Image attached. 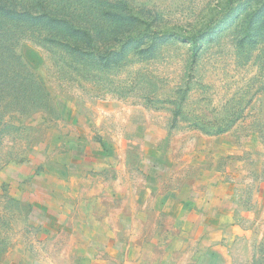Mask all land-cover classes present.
I'll list each match as a JSON object with an SVG mask.
<instances>
[{
	"label": "rangeland",
	"instance_id": "rangeland-1",
	"mask_svg": "<svg viewBox=\"0 0 264 264\" xmlns=\"http://www.w3.org/2000/svg\"><path fill=\"white\" fill-rule=\"evenodd\" d=\"M98 1V31L121 29L90 49L37 29L15 44L43 96L0 104V264H97L101 237L139 239L142 264H264V0ZM227 187L230 216L206 228ZM30 197L56 211L51 232ZM170 197L182 220L162 212Z\"/></svg>",
	"mask_w": 264,
	"mask_h": 264
},
{
	"label": "trees",
	"instance_id": "trees-1",
	"mask_svg": "<svg viewBox=\"0 0 264 264\" xmlns=\"http://www.w3.org/2000/svg\"><path fill=\"white\" fill-rule=\"evenodd\" d=\"M79 6L84 7L78 9ZM86 6L89 9L85 12L91 13L88 18L81 11ZM101 6L98 0H0V104L11 98L10 103L26 107L24 104L39 101L43 96L35 75L15 57L14 48L18 39L27 37L25 35L29 31L44 30L40 40L63 48L65 53H69L70 49L77 53L88 50L90 47L87 44L94 38H100L103 32L98 31L96 24ZM107 15L115 25H126L131 21L128 16ZM249 24H245L246 28ZM119 29L112 27L103 32L104 39L112 37ZM183 41H189V38ZM83 43L86 47L81 45ZM191 43L196 55L200 46L196 40ZM2 108L6 106L0 107V134L5 125ZM19 110L26 111L25 108Z\"/></svg>",
	"mask_w": 264,
	"mask_h": 264
},
{
	"label": "crops",
	"instance_id": "crops-1",
	"mask_svg": "<svg viewBox=\"0 0 264 264\" xmlns=\"http://www.w3.org/2000/svg\"><path fill=\"white\" fill-rule=\"evenodd\" d=\"M109 152H107L104 149L101 150H95L90 153V155L93 157L95 162L99 161V158H106ZM88 155V153H86ZM89 156V155H88ZM74 157V156H73ZM6 183H10V181H6ZM17 185V184H16ZM21 193V192H20ZM212 197L210 199V203L207 204L202 210L203 218L205 222V227L214 229L218 224V220L228 219L227 217L230 216L232 212V203H233V194L232 191L230 193L229 188H223L222 190L216 193H212ZM20 200V199H19ZM23 200V199H22ZM29 202L31 205H33L32 211L29 213V217L31 221L35 219V222L37 223V226L43 231V232H51V227L55 226L56 224V211L53 209V207H45L43 203L35 202L30 197ZM162 212L167 215L172 220H182L185 212H189V210L185 209L183 204L177 200L176 198L170 197L167 198L164 201ZM193 215L196 217L199 216V213L192 212ZM190 213V214H192ZM213 214V215H212ZM189 221L193 222L195 221V218L188 217ZM216 220V221H215ZM134 239V241H133ZM129 238V242L126 244L125 240L120 239H105V237H101L97 246L94 248V252L101 255V257H98L97 260L94 262L97 264H142V261L138 262H131V259H129V256L131 253H135L136 251H147V245L139 246L136 241L139 239ZM138 246V248H137ZM149 251V250H148ZM126 253L125 261L121 260V255ZM17 264H43L39 260H32L27 261L23 260L22 262H19ZM94 264V263H93Z\"/></svg>",
	"mask_w": 264,
	"mask_h": 264
}]
</instances>
